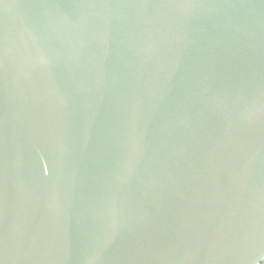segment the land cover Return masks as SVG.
I'll return each mask as SVG.
<instances>
[{"label": "water", "instance_id": "95a60500", "mask_svg": "<svg viewBox=\"0 0 264 264\" xmlns=\"http://www.w3.org/2000/svg\"><path fill=\"white\" fill-rule=\"evenodd\" d=\"M264 0H0V264H258Z\"/></svg>", "mask_w": 264, "mask_h": 264}, {"label": "built area", "instance_id": "2783aa9c", "mask_svg": "<svg viewBox=\"0 0 264 264\" xmlns=\"http://www.w3.org/2000/svg\"><path fill=\"white\" fill-rule=\"evenodd\" d=\"M258 264H264V256H263V258L258 262Z\"/></svg>", "mask_w": 264, "mask_h": 264}]
</instances>
